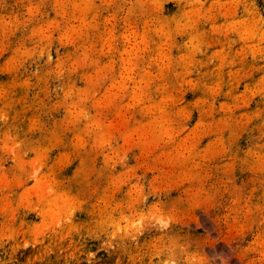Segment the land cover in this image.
I'll list each match as a JSON object with an SVG mask.
<instances>
[{
  "label": "rangeland",
  "instance_id": "1",
  "mask_svg": "<svg viewBox=\"0 0 264 264\" xmlns=\"http://www.w3.org/2000/svg\"><path fill=\"white\" fill-rule=\"evenodd\" d=\"M218 255L264 264V0H0V264Z\"/></svg>",
  "mask_w": 264,
  "mask_h": 264
},
{
  "label": "clouds",
  "instance_id": "2",
  "mask_svg": "<svg viewBox=\"0 0 264 264\" xmlns=\"http://www.w3.org/2000/svg\"><path fill=\"white\" fill-rule=\"evenodd\" d=\"M209 259L212 261V264H215V262H216L217 260L220 261V264H225V260H226L225 257H223V256H219V255H218V256L211 257V258H209ZM165 264H167V262H165ZM172 264H175V261H173Z\"/></svg>",
  "mask_w": 264,
  "mask_h": 264
}]
</instances>
